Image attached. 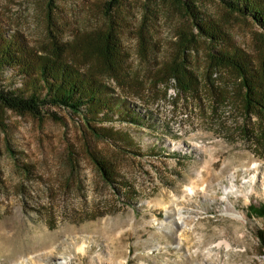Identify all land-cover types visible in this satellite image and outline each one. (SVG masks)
Here are the masks:
<instances>
[{
	"label": "rangeland",
	"instance_id": "obj_1",
	"mask_svg": "<svg viewBox=\"0 0 264 264\" xmlns=\"http://www.w3.org/2000/svg\"><path fill=\"white\" fill-rule=\"evenodd\" d=\"M227 1L0 0V32L97 71L144 120L116 116L102 140L67 110L0 105V264H264V219L247 211L264 205V115L209 58L236 48L258 68L264 33ZM108 32L116 72L85 52ZM184 64L190 93L172 76Z\"/></svg>",
	"mask_w": 264,
	"mask_h": 264
},
{
	"label": "trees",
	"instance_id": "obj_2",
	"mask_svg": "<svg viewBox=\"0 0 264 264\" xmlns=\"http://www.w3.org/2000/svg\"><path fill=\"white\" fill-rule=\"evenodd\" d=\"M226 5L242 17L252 19L264 33L263 2L230 0ZM202 33L208 35L203 29ZM85 52L116 72V39L112 32L97 34L96 40L85 47ZM33 54L34 52L32 53L28 47L16 40L12 41L4 32H0V73L6 69H14L21 73L22 77H20L23 81L21 88L7 89L0 86L1 106L40 119L44 116H52L57 121H60L57 119V114L49 113L48 108L67 110L90 127L102 140L114 139L116 133L101 125L116 121V116L123 122L143 124L142 117L114 97L112 89L102 77L98 76L97 71L84 70L79 65L66 61L61 52L47 53L44 57L36 58L32 57ZM209 58L213 68L226 69L237 76L244 90L247 111L251 110L257 116L264 115V64L258 68L254 67L250 58L248 59L236 48L217 52ZM172 76L185 93H190L192 87L196 85V78L192 77L185 64L176 65ZM98 125L100 127H97ZM97 163L105 179L110 181L111 177L105 168V163L102 165L99 160ZM247 211L252 217L264 219V205L251 204ZM258 237L264 244V232L259 231Z\"/></svg>",
	"mask_w": 264,
	"mask_h": 264
},
{
	"label": "bare ground",
	"instance_id": "obj_3",
	"mask_svg": "<svg viewBox=\"0 0 264 264\" xmlns=\"http://www.w3.org/2000/svg\"><path fill=\"white\" fill-rule=\"evenodd\" d=\"M190 191H191V193H193L192 190H190ZM218 246H221V243H219ZM226 247H228V246H226ZM61 264H67V262L66 261L65 262L63 261Z\"/></svg>",
	"mask_w": 264,
	"mask_h": 264
}]
</instances>
